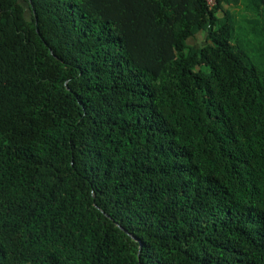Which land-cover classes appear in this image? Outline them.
Wrapping results in <instances>:
<instances>
[{
  "label": "trees",
  "instance_id": "obj_1",
  "mask_svg": "<svg viewBox=\"0 0 264 264\" xmlns=\"http://www.w3.org/2000/svg\"><path fill=\"white\" fill-rule=\"evenodd\" d=\"M214 1L0 0V264H264V0Z\"/></svg>",
  "mask_w": 264,
  "mask_h": 264
},
{
  "label": "rangeland",
  "instance_id": "obj_2",
  "mask_svg": "<svg viewBox=\"0 0 264 264\" xmlns=\"http://www.w3.org/2000/svg\"><path fill=\"white\" fill-rule=\"evenodd\" d=\"M214 0H209V3L212 5V4H214ZM240 31V30H239ZM202 40H200V41H198V42H201Z\"/></svg>",
  "mask_w": 264,
  "mask_h": 264
}]
</instances>
